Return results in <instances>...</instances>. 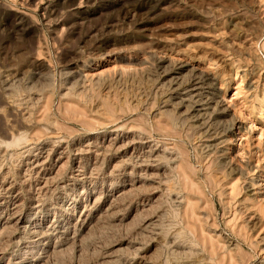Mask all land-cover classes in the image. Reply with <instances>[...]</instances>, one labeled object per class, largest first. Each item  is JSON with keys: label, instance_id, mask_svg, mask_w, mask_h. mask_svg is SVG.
I'll return each mask as SVG.
<instances>
[{"label": "rangeland", "instance_id": "374dc122", "mask_svg": "<svg viewBox=\"0 0 264 264\" xmlns=\"http://www.w3.org/2000/svg\"><path fill=\"white\" fill-rule=\"evenodd\" d=\"M116 133L174 149L189 182L163 160L142 182L145 146L100 149ZM20 134L0 264H264V0H0V141Z\"/></svg>", "mask_w": 264, "mask_h": 264}, {"label": "bare ground", "instance_id": "6f19581e", "mask_svg": "<svg viewBox=\"0 0 264 264\" xmlns=\"http://www.w3.org/2000/svg\"><path fill=\"white\" fill-rule=\"evenodd\" d=\"M178 81V80H177ZM169 85V84H168ZM180 87V86H179ZM200 90V86L198 85V83H195L189 87H184L182 90H181V102H185V101H189V100H185L186 98H189V99H193L191 98V94L194 95L196 94L198 91ZM191 93V94H190ZM201 101V100H200ZM190 102V101H189ZM190 104V103H188ZM195 104V102H194ZM209 104V103H208ZM47 105V108H48V104ZM175 106V105H174ZM207 106V105H205ZM198 107V105H197ZM189 109V107H187ZM203 108V106L201 105L200 106V110L201 111ZM208 108V107H207ZM209 109V108H208ZM207 109V110H208ZM163 110V109H161ZM192 110V109H191ZM190 110V111H191ZM210 110V109H209ZM262 110V109H261ZM165 111H162V113L160 114L161 116L165 113H163ZM190 114V113H189ZM195 115V113H194ZM203 115V113H202ZM160 116V117H161ZM159 117V118H160ZM158 124H159V121H158ZM173 124L171 123L170 126L166 125V128L169 127V129L171 128ZM159 127H161L159 125ZM118 133H116V135L114 136V138H109L106 143H105V140L103 142H101V145H100V149H108V147H114L116 148L115 150H119V151H122L123 153H128L130 152V156L131 155H134V153L136 152L135 150H137V146L141 145L142 146H145L147 148V155H146V160H141V165L138 164L137 167L139 170L143 171V176L141 175L140 176V179L141 181H145L148 182L150 185H157L158 186V189L160 188V185H161V179H160V174L163 172V168L161 167V165H165V163L161 164L160 161L163 160V161H168L170 164H171V170L173 172H175L176 174V177H177V180L178 181H182V183H188L189 182V178L187 176V174L185 173V170H184V165L185 163L187 162H184L185 159H183L182 157H180V155L174 150V149H169L168 147H166V145H159L157 143H154V142H150V141H147L146 138H144L143 136H140V135H133V136H128L126 135H120L118 136L117 135ZM129 134V133H128ZM148 138V137H147ZM149 139V138H148ZM27 139H26V136L24 134H20L18 137L16 138H12V140L10 141V143H4V142H1L0 141V146L4 145L6 147H15L22 143V142H25L26 143ZM105 143V144H104ZM89 145V144H88ZM91 145V144H90ZM89 145V146H90ZM106 145V146H104ZM89 146H87V148L89 149ZM112 149V148H111ZM141 149V148H140ZM113 150V149H112ZM143 161V162H142ZM135 164V163H134ZM170 166V165H169ZM144 167V169H143ZM165 168V167H164ZM171 174V173H169ZM163 175V174H162ZM161 175V176H162ZM143 177V178H142ZM139 178V177H138ZM135 180V179H134ZM134 182V181H133ZM139 182V181H138ZM137 182V183H138ZM127 183V182H126ZM128 185H131L129 186L132 187V183L128 184ZM128 185H120V186H117L115 189H113L112 191L110 192H114V194H111L109 196H106L105 197V201L106 203L108 202V200H110L111 197L117 195V194H122L124 193V191L126 190V188L128 187ZM164 185V183H163ZM193 185V184H192ZM146 186V185H145ZM156 186V187H157ZM185 186V185H184ZM165 187V186H164ZM135 188V187H134ZM166 188V187H165ZM155 190H152L153 191H156L157 188H154ZM168 189V188H167ZM131 189H129L130 191ZM163 190V189H162ZM160 191V190H159ZM128 192V191H127ZM159 193V192H158ZM161 193V192H160ZM153 194V193H152ZM121 196V195H120ZM117 198V197H115ZM179 199L178 201V204L179 206L182 205V208L185 212V214H188L190 213L192 216H193V208H192V204H191V201L190 199L188 198H184L179 196L177 197ZM94 200H91L90 199V207L93 206L94 204ZM112 202V201H111ZM172 202V201H171ZM177 202V201H176ZM110 203V202H109ZM89 207V208H90ZM177 215H179L178 213H176ZM181 215V213H180ZM13 216V215H12ZM182 216V215H181ZM14 217V216H13ZM180 218V217H179ZM26 221V220H25ZM16 225L18 227H20L23 230L26 229V225H25V222L23 220H20V219H17L16 221ZM147 226V225H146ZM34 228V227H33ZM39 230V229H37ZM31 231V230H30ZM33 231V232H32ZM31 231V234L34 235L36 234V229L34 228L33 230ZM38 232V231H37ZM46 234V233H45ZM182 235V234H181ZM189 235V236H188ZM188 239H189V244H190V247H192L193 249L195 247H197V242H196V238L190 233L188 232ZM39 241H42V240H38V241H35L33 242L34 243V250L38 247V244H36V242H39ZM40 243V242H39ZM33 245V244H32ZM193 251V250H192ZM17 257V256H16ZM22 258V259H21ZM27 258V257H26ZM33 260V259H32ZM16 261H19V262H24L23 264H34L33 261H30V262H25V258L23 257H18L16 258Z\"/></svg>", "mask_w": 264, "mask_h": 264}]
</instances>
